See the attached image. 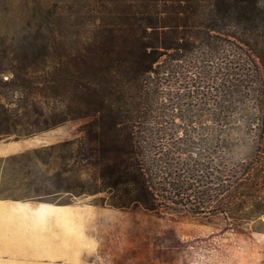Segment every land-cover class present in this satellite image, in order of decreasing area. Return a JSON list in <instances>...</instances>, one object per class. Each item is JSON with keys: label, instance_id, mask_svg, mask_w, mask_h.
Instances as JSON below:
<instances>
[{"label": "trees", "instance_id": "1", "mask_svg": "<svg viewBox=\"0 0 264 264\" xmlns=\"http://www.w3.org/2000/svg\"><path fill=\"white\" fill-rule=\"evenodd\" d=\"M51 25L52 36L37 44L44 81L14 83L19 99L30 98L23 84L31 100L19 120V108H4L0 134L85 119L79 136L56 147L69 150L74 172L92 171L109 205L158 214L178 202L209 209L211 173L181 160L182 145L193 141L176 135L175 119L190 125L206 113L220 123L242 104L264 109V0H72L57 2ZM172 80L208 90L192 89L182 114L175 94V117L164 93ZM30 105H39L36 120ZM262 164L256 159L242 184L250 211L241 220L264 215ZM223 209L234 217L243 207Z\"/></svg>", "mask_w": 264, "mask_h": 264}, {"label": "rangeland", "instance_id": "2", "mask_svg": "<svg viewBox=\"0 0 264 264\" xmlns=\"http://www.w3.org/2000/svg\"><path fill=\"white\" fill-rule=\"evenodd\" d=\"M57 2L72 0H0L2 122L4 108H19L13 111L19 120L23 105L31 100L29 87L21 84L30 98L24 92L19 99L14 83L44 81L39 56L45 52L38 45L43 35L52 36ZM174 81L164 84V93L169 113L177 117V109L172 112L178 102L175 94H180L182 114L193 105L192 89L201 88V93L208 89L198 87L203 83ZM242 105L226 122L206 113L190 125L175 119L176 135L194 143L182 145L181 160L190 161V166L195 162L199 174L203 168L211 173L212 183L205 184L211 185L205 189V198L212 199L209 209L178 202L158 214L142 207L109 205L92 171L74 172L69 150L56 147L79 136L85 119L32 132L21 130V124L14 126L18 128L14 132H2L0 264H264V215L239 218L250 211L242 184L259 158L264 196V141L260 140L264 109L253 103ZM28 107L33 120L40 117L39 105ZM225 206L243 210L231 217Z\"/></svg>", "mask_w": 264, "mask_h": 264}, {"label": "crops", "instance_id": "3", "mask_svg": "<svg viewBox=\"0 0 264 264\" xmlns=\"http://www.w3.org/2000/svg\"><path fill=\"white\" fill-rule=\"evenodd\" d=\"M1 228V227H0Z\"/></svg>", "mask_w": 264, "mask_h": 264}]
</instances>
